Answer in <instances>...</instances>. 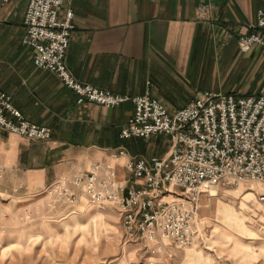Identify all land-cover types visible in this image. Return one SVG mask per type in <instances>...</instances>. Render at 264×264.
I'll return each mask as SVG.
<instances>
[{
	"label": "crops",
	"instance_id": "0c3cea01",
	"mask_svg": "<svg viewBox=\"0 0 264 264\" xmlns=\"http://www.w3.org/2000/svg\"><path fill=\"white\" fill-rule=\"evenodd\" d=\"M26 3L0 0V90L11 95L23 118L48 126L50 137L32 139L0 127V192L18 189L22 198L32 196L95 162L99 177L111 167L118 184H125L131 176L128 160L163 156L169 148L162 133L119 135L133 111L132 97L145 90L170 109L204 90L264 92V46L240 50L237 42L240 34L258 30L256 12L264 0H71L60 5L59 16L66 8L72 11L67 68L80 82L126 96L114 106L77 103L74 91L54 72L34 66L32 50L21 42ZM117 210L115 203L105 207L119 223Z\"/></svg>",
	"mask_w": 264,
	"mask_h": 264
},
{
	"label": "built area",
	"instance_id": "2783aa9c",
	"mask_svg": "<svg viewBox=\"0 0 264 264\" xmlns=\"http://www.w3.org/2000/svg\"><path fill=\"white\" fill-rule=\"evenodd\" d=\"M71 0H27L23 11L21 42L32 50L35 67L54 72L76 94V102L88 100L114 106L125 95L80 82L65 63V50L73 27L72 11L58 15L60 5ZM198 12L203 5H198ZM258 30L238 36V47L264 46V8L256 12ZM133 111L121 126V137H146L162 133L169 138L163 156L149 159L132 157L125 163L130 178L118 184L111 167L99 177V163L83 173L59 177L50 183V192L73 196L68 183L81 186L91 201L115 203L127 239L152 238L156 233L177 245L189 244L196 232L193 216L199 195L215 184H231L243 178L264 183V92L235 94L204 90L184 105L167 108L148 90L132 97ZM0 127L32 138L48 139L50 128L29 121L11 102V95L0 90ZM118 153L123 149L118 148ZM53 185V186H52ZM181 189V194L163 198ZM257 199L264 201V193Z\"/></svg>",
	"mask_w": 264,
	"mask_h": 264
},
{
	"label": "rangeland",
	"instance_id": "374dc122",
	"mask_svg": "<svg viewBox=\"0 0 264 264\" xmlns=\"http://www.w3.org/2000/svg\"><path fill=\"white\" fill-rule=\"evenodd\" d=\"M50 187L24 198L18 189L0 192V264H264V201L257 199L264 183L257 179L201 192L186 245L159 233L129 240L121 221L105 212L113 203L91 201L83 184L68 183L73 196ZM171 189L163 198L182 196Z\"/></svg>",
	"mask_w": 264,
	"mask_h": 264
},
{
	"label": "bare ground",
	"instance_id": "6f19581e",
	"mask_svg": "<svg viewBox=\"0 0 264 264\" xmlns=\"http://www.w3.org/2000/svg\"><path fill=\"white\" fill-rule=\"evenodd\" d=\"M210 195H214L213 193H210Z\"/></svg>",
	"mask_w": 264,
	"mask_h": 264
}]
</instances>
